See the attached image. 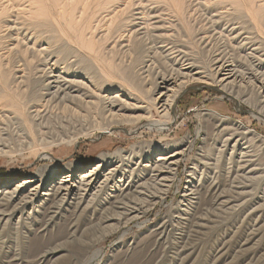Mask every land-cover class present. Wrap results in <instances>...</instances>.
<instances>
[{
    "label": "rangeland",
    "instance_id": "rangeland-1",
    "mask_svg": "<svg viewBox=\"0 0 264 264\" xmlns=\"http://www.w3.org/2000/svg\"><path fill=\"white\" fill-rule=\"evenodd\" d=\"M176 1L0 0V72L4 74L3 76L0 73V91L3 89L2 82L7 81L9 78L8 82H13L12 86L10 85L11 87L19 85L21 89H28L30 93L32 91L31 94L34 92H38V94L40 92L45 93V91L40 89L43 85L41 81L43 82L46 79L42 77L41 72H48L52 67L54 71L63 74L66 72L65 68L68 63L75 65L72 69H79L84 74L89 72L86 65L91 64L100 74L106 77L105 72L111 70L108 66L109 63L107 61H109V58H106L107 56H114L115 60L125 59V62L128 61L127 54L125 55L122 51L124 49H119L118 42H122L121 44L123 45L128 43L125 41L127 37L121 35H126L125 30L127 27L125 28V25L129 24V20H132L130 14L132 13L133 15L137 11L143 17L144 14L149 17L148 15L153 13L157 17L156 20L158 17L163 18L165 26L170 21L169 32L167 33L173 32L171 36L175 46L186 50L189 49L188 53L190 52V54L194 53V61L198 65L205 60L211 62L215 55L213 51H216L215 48L218 49L220 46L218 50H226L225 57L234 61L238 69H243L242 72L245 71L243 75L245 76V81H248L247 86L249 87L246 89H240V91L237 88L235 89L236 92H239H234L235 95H238H233L235 99L227 97L225 93L219 90L218 86L193 81L179 89V94L174 103L175 106L169 116L171 123L166 131H152L147 129V127H143V122L135 125L133 123H119L115 124L110 134L95 131L88 136L82 133L76 137L77 141L73 143L66 142L68 139L63 142H59L56 138L48 139V146H46L48 152H46L49 155V160H36L35 155L38 148L30 149L26 146L21 148L19 145L20 141L25 139L18 140V144L16 140L14 142L15 134L11 142L9 140L7 144L11 143L10 149L12 152L0 155V185L4 181L9 182L4 187L13 186L23 179L37 175L46 178L52 171H56L57 175L67 173L71 169L76 171L81 167L89 168L96 164L97 157L101 153L128 150L132 145H136L142 153H145L147 149L155 145L164 146L165 144H171L172 146L170 145L169 150L175 147L179 148L182 139L187 135H190L193 140V146L180 158L175 167L173 179L171 178L170 181L167 179L169 187L161 199L159 198L154 205H151L138 218L128 221L126 225H121L117 230L107 234L93 244L91 242L97 236L100 227L104 225H99L98 222L102 216H107L101 213L105 204L102 203L101 198L92 202H85L88 207L84 214L82 213L80 218L77 219V231L72 232L74 228H72L71 232H69L68 228L65 231L67 236H64V238L67 237L66 240L73 241V248L64 244V251L61 254L65 256L56 264H127L128 262V264H169V262L170 264H264V204L260 200V196L264 194V177L261 180L259 179V182L249 181V179L238 180V178L235 180L233 185L241 181L244 187L240 189L247 192L250 190V195L244 196L243 211L239 215L236 214L237 217L235 214L229 213L228 205H217V201L212 205V201L216 199V194L220 195L219 197L222 200H230L235 197L231 195L235 193L227 194L230 191V181L226 172L228 167H231L230 169L233 171L234 161L238 158L240 150L246 148L248 152L246 158L255 162L251 167L255 169L254 175L261 176L264 174V172H260L264 169V116L256 115L259 108L263 107L264 110V99H262L264 92H258L255 87H252L264 85V14H261L264 12V0H203V2L201 0H178L181 4H179L180 8L175 4ZM131 3H133L132 6L130 5ZM197 3L199 4L197 5ZM124 5L129 8L125 15L117 13L116 11L121 9L120 6L123 8ZM134 7L138 9L134 10ZM159 9L164 12L159 11L157 13ZM180 11L184 16L179 15L181 14ZM119 15L121 16L119 17ZM140 15L138 17H142ZM202 18H206V21L210 22L207 27L212 25L211 28H215L222 34V39L218 37L217 41L211 42L210 45L215 46L211 50L212 52L208 50L205 53L203 45H200V41H196L198 37L193 35L194 39L192 35L188 36V33L186 34L187 31L184 26L191 22L190 25L193 24L199 28L202 25V23H199ZM223 32L225 40L223 39ZM112 43L115 45L113 46ZM210 45L207 48H210ZM225 52L223 51L224 55ZM142 54L140 53L142 58H146V61L148 56L146 57L145 53ZM48 58L51 59L49 63ZM79 58L82 59L81 62L78 61ZM154 61L156 64L158 63L156 66L161 67V70H165L166 62L164 60L158 57ZM123 64L126 65V63ZM49 67L50 69H48ZM207 73H210V68ZM109 79L111 81L116 80L114 77ZM118 79L116 81H119ZM249 82L254 84H249ZM123 84V88H129L128 85ZM251 88L255 89L254 92L251 91ZM129 89L130 92L135 93L131 91V88ZM255 94L257 95L255 96ZM0 95H2L1 92ZM9 103V100L7 101L4 98L0 100V114H9L12 117L11 121H13V118H16L17 115L12 111L13 108L9 106ZM29 104L33 103L30 102ZM152 112L154 111L152 110ZM214 113L218 114V116H214ZM153 115L158 118L155 113ZM216 118H221V120L219 121ZM11 121H9V125L13 127ZM0 123L6 124L4 120L0 121ZM240 125H242V128ZM198 128H200V133L195 136V131ZM135 129L136 132L134 131ZM53 135H55V132ZM228 138L230 146L222 154H219L217 150L221 147L222 142ZM232 140H236L238 145L235 152L236 155H233L230 162L227 159H229L228 155L233 143ZM241 164L243 163L241 162ZM191 172L194 173L192 181L195 183L199 179L200 174L202 178L197 185L196 194V197L198 196L197 207L199 209L192 207L193 209L188 211V209L182 208L181 204L183 205V202L181 201ZM163 173L166 174V171H162L161 174ZM239 175H241V172H239ZM211 178L214 182H212ZM219 192L223 194L221 195ZM154 196L150 197L151 200L155 198ZM250 202L253 203L251 204ZM71 203L63 205L59 218L49 224L47 223L44 228H39L37 223L34 221L30 222V219L25 222L26 224L20 223L18 225L16 224L17 217L9 219L0 235V264H35L29 261L31 259L29 256L31 255L29 252L30 245L40 244L47 246L45 250L48 253V248H53L56 243L52 242L56 239V232H59L58 226L66 227L65 223L62 222L71 213ZM217 206L220 208L218 209ZM26 208L24 209L25 213L31 207L28 205ZM177 215L180 216L178 220ZM196 220H198V224L195 222ZM163 222L168 225V228L172 229L169 236L165 238L156 234V231L160 230V223ZM28 224L31 226L30 229ZM16 225L18 227L17 231L14 228ZM34 229H36L35 233L33 232ZM185 235H189V237L186 239L183 237ZM195 237L200 240L198 238L195 239ZM179 238H182V240ZM185 240L187 247L185 245L184 247L182 246ZM32 242L35 244H32ZM50 242L52 245L50 244L51 246L48 247ZM132 245H135V247ZM83 246L86 249H83ZM95 251L97 252L95 253ZM151 251L152 254L150 253ZM92 255L96 256L92 257ZM12 257L17 259L11 260ZM144 259L146 260L144 261Z\"/></svg>",
    "mask_w": 264,
    "mask_h": 264
},
{
    "label": "bare ground",
    "instance_id": "bare-ground-1",
    "mask_svg": "<svg viewBox=\"0 0 264 264\" xmlns=\"http://www.w3.org/2000/svg\"><path fill=\"white\" fill-rule=\"evenodd\" d=\"M201 1L203 2V0ZM175 4L178 5L180 8L181 4L178 2V0L175 2ZM198 4L199 3H197V5ZM130 5L132 6L133 3H131ZM120 7L121 9H118L116 12L121 15L122 14L125 15V13L127 12V9L129 8H127L125 5L123 8L122 6ZM134 8H135L134 10L138 9L137 7H134ZM159 11H162V10L159 9L157 13H159ZM146 14H147V11H146ZM261 14H264V12ZM121 15H119V17ZM130 15L132 16V20H129V24L125 25V28L127 27V29L125 30L126 35L124 34L121 35L123 37L124 36L127 37V40L125 41H127L128 43L123 45L121 44L122 42L115 41V42H118V45L120 46L119 47L120 50L124 49L122 51L125 53V55L127 54L128 61L125 62L124 61L125 59L115 60L114 56L113 57L102 56L104 58L105 57L109 58L108 59L109 61L107 62L109 63L108 66L110 67L111 70H109L108 72H105L106 77L100 74V72H98L94 68V66L91 64L87 63L88 65L86 66L89 72L87 74L86 73L84 74L79 69L77 70L72 69V67L75 65L68 63L65 68L66 72L63 74L59 73L58 71H54V69H52L50 65L49 66L51 67V69L49 67L48 69L50 70H48V72L47 71L41 72L42 77L43 78L45 77L46 79L43 80V82L41 81L43 85L40 89L42 91H45V93L40 92L38 94V92H34L33 94H31L32 91L30 93L28 89H21L19 85L15 87H11L12 86L11 84L13 82L12 81L8 82L9 78L7 79V81L2 82L3 89L2 91H0L2 94L0 95L1 97L0 100H2L3 98L7 101L9 100L10 102L9 106L13 108L12 111L17 116L16 118H13V121H11L12 117H10L9 114H2V113L0 114V121L4 120L6 122V124L0 123V155H6L12 152L10 149L11 148L10 146H12L11 143H9V145L7 144L9 140L11 142V139L12 137L14 138L15 134H16L15 135L16 138L14 139V142L15 140L18 142V140L20 139L22 140V138L25 139L24 141H20V144L18 142L21 148H24V146L30 149L38 148L36 155H35L36 160H39V159L49 160L48 158L49 155L47 153L48 150H46L47 148L46 146H48V139L56 138L57 140H59V142H63L65 139H68L66 140V142L73 143L77 141L76 137L82 133L88 136L92 135L95 131H97L98 133L106 132L110 134L113 131V127L115 126V124H119V123H129V124L133 123L135 125L137 123L143 122V127H147V129H150L152 131L164 132L168 129L171 123L169 116L172 113V109L175 106L174 103H175V99L177 98L179 94V89L185 86L186 84L192 83L193 81H199L205 84H212L214 86H218L219 90L225 93V95L231 99H235L233 95H235L234 92H236L235 91L236 88L238 91H240V89H246L247 87H249L247 86L248 81L247 82L245 81V78H244L245 76L243 75L245 71L242 72L243 69L242 70L238 69V66L234 64L235 63L234 61L230 59L228 60L225 57L226 50H222V49L218 50L220 49V46L218 49L215 48L216 51H213L215 55H214V58L211 60V62L208 60L207 61L205 60L200 65H198L194 61V57H193L194 53L191 52L192 54H190V52L188 53L189 49L186 50L185 48L183 49L181 47L175 46L174 40L171 36L173 32L167 33L169 32L168 27H170V24H169L170 21L167 22L168 25L165 26V22L162 20L163 18L158 17V19L156 20L157 17L153 13H151V15H148L149 17H146L147 15L145 14L143 17V15H140L138 11L137 13H134L133 15L131 13ZM139 15L142 16L143 18L138 17ZM179 15L184 16L182 12ZM159 18L161 19L159 20ZM190 23L187 26H184L187 31L186 34L188 33V36L194 35L195 37H198L196 38V41H200L199 43L200 45H203V51L205 53L208 52V50L212 52L211 50L215 46L210 45L211 42L215 40L217 41L218 37L222 39V34L219 33L218 30H216L215 28H211L212 25L211 26L208 25L207 27V24L210 22H207L206 18L205 19L202 18V20L199 22V23H202L201 26L199 25L200 26L199 28L197 26H194L193 24L190 25ZM223 37H224L223 39L225 40L224 32H223ZM208 45H210V48H207ZM223 51L225 52V55ZM140 53L141 54L145 53L146 57L148 56L146 61H145L146 58L145 59L142 58ZM158 57H160L162 60L166 62L165 70H161L160 69L161 67L156 66L158 63L156 64L154 59L156 60ZM50 60L51 59L48 58V63ZM78 61L81 62L82 59L79 58ZM78 61L77 63H79ZM123 63H126V65H124ZM209 68H210V73H207ZM104 69H107V68H104ZM70 71L71 73H69ZM1 75L4 76V74L2 73ZM111 77H114L116 80L119 78L118 79L119 81H116V80L111 81L109 79ZM25 80H26V77H25ZM123 83L128 85L129 88L132 89L131 91L135 93L130 92L129 88L127 89L123 88L124 87ZM250 83L254 84L252 82H249V84ZM30 86H31V83H30ZM252 87H255V89L258 90V92H261V91L264 92V85H261V86L259 85L258 87L257 86H252ZM113 88L115 89L111 90ZM255 89L251 88V91L254 92ZM238 91L236 93H239ZM256 95L257 94H255V96ZM262 99H264V94H263ZM30 102L33 104H29ZM152 110L154 112H152ZM153 113H155V116H157L158 118H155ZM213 115L218 116V114H215V113ZM256 115L264 116L263 107L259 108L258 112H256ZM216 119H218L219 121L221 120V118H216ZM9 121L12 122L13 127L9 125L10 124ZM240 127L242 128V125H240ZM134 131L136 132V129ZM54 132H55V135H53ZM199 133H200V128L196 129L195 136H198ZM192 141H193L192 137L190 135H187L184 139H182V143L179 145V148L175 147V148H172V150H169V147L171 144L170 145L165 144L164 146L155 145L154 147L147 149L145 153H142L138 149V147H136V145H132L128 150H124V151L117 150L112 153H101L97 157L98 160L96 164H94V166L89 167V168L81 167L82 169L80 168L76 171H74V169H71V171H68L67 173H61L57 175H56V171L54 172L52 171L51 174L47 176L46 178L40 177V175H37V176L23 179L22 181L10 187H4L8 185L9 183L8 181H4L2 182L3 184H1L3 186L0 185V235L6 225V222L9 219H15L16 217H17L16 218L17 225L20 223H25L27 222L28 219H30L31 220L30 222L34 221L35 223H37V226L39 228H44L47 225V223L49 224L51 221L53 220L55 221L57 218H59L60 213H62L61 210H62L63 205H66L72 202L70 205L71 213L70 215L67 216V219H65L62 222V223H65L64 225H66V227L64 226L62 227L60 225L58 226L59 232L58 233L56 232L55 234L56 237L54 236L56 239L53 240L52 242V243L56 242L54 247L48 248V253H47V251L45 250L47 246H42L40 244L29 246V252L31 254L29 255L31 257L29 261L35 264H56L58 261L61 260V258H64L65 256L64 254H61L62 251H64L63 249L64 244L71 246V247L74 245L73 241L66 240L67 237L64 238V236H67L65 231L67 230V228L70 230L69 232H71L72 228H74L72 232L77 231L78 229L77 219L80 218L82 213L84 214V212L86 211V208L88 207V205H86L85 202H88V201L92 202L94 200H99L101 198L102 203L105 204L103 205L104 207H102V209L104 210L101 213L102 215L106 214L107 216L105 217L102 216V218L99 220L98 224L99 225L104 224V225L100 227L97 236H95L94 240L91 242V244H93L101 240L107 234L117 230L121 225H126L128 224V221L138 218L139 215L147 211L151 205H154L155 202L159 198L161 199L162 195L164 194L166 189L169 187V183H167V179H169L170 181V179L173 176V173L175 174L174 172V170L176 169L175 167L177 166L180 158H182L188 152V150L191 149V146H193ZM237 145H238L237 141L236 140L233 141L231 148L229 149L230 151L228 155L229 159H227L228 161L230 159L232 160V157L237 150ZM229 146H230V142L228 138L222 142L221 147L217 150L218 153L222 154L223 151ZM247 154L248 152L246 148H244V150L243 149L240 150L237 156L238 158H236L234 161L233 171L230 169L231 167H228V170L226 172V174H228L227 177H229V181H230V191H228L227 194L235 193V194H231V195H234L235 197L230 200L228 199L222 200L221 197H219L220 195L216 194V199L212 201L213 203L212 205H214L216 201H217V205H220V204L226 205V206L228 205L227 209L229 213L232 215L233 214L239 215L240 213H242L243 211L242 204H243V201L245 200L244 196L250 193V190H248L247 192V191L240 189L244 187V185H242L243 182L241 181L240 182L238 181L237 184L233 185V183H235V180L238 178V180L239 179H242V180L249 179V181H258L259 179L261 180L264 177L263 176L264 174H262L261 176L254 175L255 169H252L251 167L255 164V162L248 160L246 158ZM241 162L243 164H241ZM162 171L163 172L166 171L167 175L164 173L161 174ZM239 172H241V175H239ZM260 172H264V169H262ZM190 174L191 175L188 176L189 180H187L188 182L184 190V194H183L182 201H181L183 202V205L181 204L182 208L184 207L185 209H188V211L193 209L192 207H195V209L198 208L197 207L198 206V202H197L198 196L196 197L197 189H198L197 185L200 183L199 181H201V178H202V175L200 174L199 179L195 183L194 181H192L194 173L191 172ZM232 176L233 178L231 179ZM212 182H214V180ZM222 194L223 193H221V195ZM152 195H155L154 196L155 198L153 200H151L150 198ZM260 200L263 202L262 204H264V194L260 196ZM193 203L195 204L193 205ZM28 205L31 208L29 209L27 213H25L26 211L24 212V209H27L26 207H28ZM252 208L254 209V207ZM179 217L180 216L177 215V220ZM162 220H165V219H162ZM195 222L197 223L198 220H196ZM160 224H159L160 230L156 231L157 236L160 235L163 238L168 237L172 229H170V227L168 228V225L165 222L160 223ZM17 225L14 227L16 231L18 229ZM240 225H241V222H240ZM28 227L30 229L31 226L28 224ZM35 230L36 229H34L33 232ZM183 237L187 239L189 235H185ZM197 238L195 237V239ZM179 239L182 240V238H179ZM185 242L186 240L183 242L184 243L182 245L183 247L185 245ZM33 243L34 242H32V244ZM50 244L51 242L48 244V247L52 245ZM133 247H135V245ZM185 247H187V245H185ZM83 249H86V247L83 246ZM96 252L97 251H95V253ZM158 252L160 253V251ZM150 253L152 254V251ZM93 256H96V255H92V257ZM15 257H18V256H15ZM125 257H128V256H125ZM12 258L11 260L17 259V258H13V259ZM145 260L146 259H144V261Z\"/></svg>",
    "mask_w": 264,
    "mask_h": 264
}]
</instances>
